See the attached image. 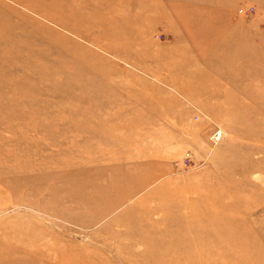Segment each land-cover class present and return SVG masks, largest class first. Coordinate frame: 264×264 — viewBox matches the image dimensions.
Listing matches in <instances>:
<instances>
[{"label": "rangeland", "instance_id": "rangeland-1", "mask_svg": "<svg viewBox=\"0 0 264 264\" xmlns=\"http://www.w3.org/2000/svg\"><path fill=\"white\" fill-rule=\"evenodd\" d=\"M263 128L264 0H0V264H264Z\"/></svg>", "mask_w": 264, "mask_h": 264}, {"label": "bare ground", "instance_id": "bare-ground-1", "mask_svg": "<svg viewBox=\"0 0 264 264\" xmlns=\"http://www.w3.org/2000/svg\"><path fill=\"white\" fill-rule=\"evenodd\" d=\"M246 111V110H245ZM247 112V111H246ZM234 117H235V114H232ZM239 116V115H238ZM235 119L236 118H233V120H234V122H235ZM264 129V128H263ZM220 132H221V134H223V132L220 130ZM246 133V132H245ZM245 136L246 137H248V138H250V139H252V141H255V142H258V144H261V146L263 145L264 146V134H253L252 132H251V134H245ZM244 136V137H245ZM213 143V142H212ZM257 155V156H256ZM238 156V155H237ZM260 156H264V147H252V148H250V150H248V151H245V157L247 158V159H250V161H251V159H253V160H257L258 162H261L262 161V158H260ZM240 159V158H239ZM236 160V159H235ZM256 167V168H255ZM258 170V172L260 171V170H262V168H257V166H254V168L253 169H251V167L250 168H248L247 170H245V173L243 174V178H241V181L243 182V185H246V180H245V178H246V176L248 175V174H251L254 170ZM256 172V171H255ZM240 181V182H241ZM243 187V186H242ZM247 190V189H246ZM248 191H250V190H248ZM244 194V193H243ZM232 214V213H231Z\"/></svg>", "mask_w": 264, "mask_h": 264}, {"label": "built area", "instance_id": "built-area-1", "mask_svg": "<svg viewBox=\"0 0 264 264\" xmlns=\"http://www.w3.org/2000/svg\"><path fill=\"white\" fill-rule=\"evenodd\" d=\"M223 134H221L220 130H215L212 135L210 136L211 142H213V144H217L222 140ZM190 157L189 154H186L182 160H177L175 161V166H177L178 168L181 166H184L188 163Z\"/></svg>", "mask_w": 264, "mask_h": 264}]
</instances>
